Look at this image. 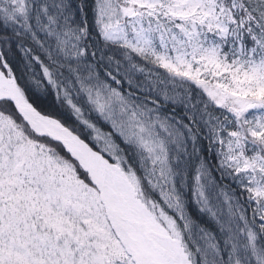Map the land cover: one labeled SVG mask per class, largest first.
Masks as SVG:
<instances>
[{"label":"snow or ice","instance_id":"obj_1","mask_svg":"<svg viewBox=\"0 0 264 264\" xmlns=\"http://www.w3.org/2000/svg\"><path fill=\"white\" fill-rule=\"evenodd\" d=\"M0 264H264V0H0Z\"/></svg>","mask_w":264,"mask_h":264}]
</instances>
